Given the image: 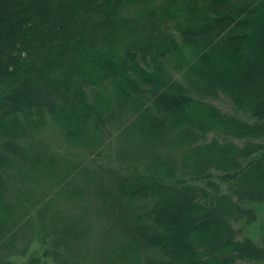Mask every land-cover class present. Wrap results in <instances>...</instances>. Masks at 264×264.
<instances>
[{"label": "trees", "instance_id": "obj_1", "mask_svg": "<svg viewBox=\"0 0 264 264\" xmlns=\"http://www.w3.org/2000/svg\"><path fill=\"white\" fill-rule=\"evenodd\" d=\"M251 203L264 0H0V264H260Z\"/></svg>", "mask_w": 264, "mask_h": 264}, {"label": "rangeland", "instance_id": "obj_2", "mask_svg": "<svg viewBox=\"0 0 264 264\" xmlns=\"http://www.w3.org/2000/svg\"><path fill=\"white\" fill-rule=\"evenodd\" d=\"M214 103L221 108L224 112H228V113H234V108L232 107V104L230 103V101L225 97V96H221L220 98L216 99L214 101ZM54 128H52L53 130ZM45 137L47 138V141L50 142L53 146L55 145L56 148L58 150L61 149L62 152H65V146L63 145L62 141L59 140V138L57 136H50L48 134H45ZM51 138V139H50ZM211 138V136H209V139ZM44 139V136H43ZM52 146V147H53ZM64 147V148H62ZM109 157L108 155H105L104 158ZM41 173L39 174H43L42 171H40ZM41 178V177H40ZM19 188V190L16 192L14 189L10 188V192L12 193L11 198L15 199L14 196H18L22 193L23 191V187L20 186L19 184H17V189ZM31 192V190H30ZM29 192L28 195H31V193ZM10 200V195L8 196V199ZM20 200H24V197H20ZM74 203L71 204V202L69 201H65L64 204H61V209L64 211V209H66L65 211L69 212L70 214L73 213H78V210L76 207L79 206H75ZM249 208L254 207L256 210V219L254 221H246L243 220L240 223H237V225H235V227L237 229H241V232H239V235H241L242 237L244 236H250L251 238H254L256 241L261 242V237L264 233V203H251L247 205ZM70 208L73 209V212H70ZM12 260H14V264H21L24 261L23 257H12ZM260 264H264V261L261 262Z\"/></svg>", "mask_w": 264, "mask_h": 264}]
</instances>
